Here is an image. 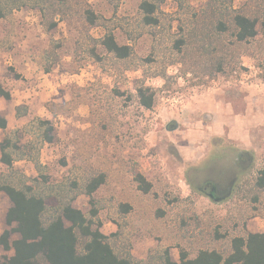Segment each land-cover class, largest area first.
<instances>
[{
	"label": "rangeland",
	"instance_id": "rangeland-1",
	"mask_svg": "<svg viewBox=\"0 0 264 264\" xmlns=\"http://www.w3.org/2000/svg\"><path fill=\"white\" fill-rule=\"evenodd\" d=\"M114 31L120 46L130 45L133 54L116 62L98 54L88 55L89 43L66 22L48 32L33 9L34 0H18L0 21V86L11 99L0 98V116L7 121L5 135L32 141L40 165L18 161L14 169L25 177L36 194H52L57 187L81 184L101 172L106 183L93 195L102 222L100 231L113 249L128 252L138 261L159 264L163 252L172 261L179 253L190 259L201 250L230 251V240L246 233H264V191L252 202V181L264 170V34L249 44L232 48L231 63L214 79L187 73V65L172 43L178 27L193 23L192 16L208 0H180L162 6L165 16L155 30L139 25L138 1L123 0L113 9L101 0H85ZM247 0H232L243 8ZM101 28L89 31L94 39ZM165 74L166 79L161 76ZM154 93L150 110L140 107L138 87ZM26 115L16 117L15 108ZM23 112V110H21ZM54 128L52 144L40 145L36 120ZM225 152L229 161L243 155L251 162L231 198L213 201L201 195L200 182L185 172L213 149ZM7 171L0 164V176ZM140 175L151 185L142 194L134 181ZM188 179V185L187 181ZM218 199V198H216ZM73 207L89 215V199L76 197ZM124 206L130 210L125 213ZM11 203L0 192V234ZM69 226V224H65ZM116 234L114 237L111 235ZM18 235L13 233L11 240ZM11 252L0 248V264Z\"/></svg>",
	"mask_w": 264,
	"mask_h": 264
},
{
	"label": "trees",
	"instance_id": "trees-1",
	"mask_svg": "<svg viewBox=\"0 0 264 264\" xmlns=\"http://www.w3.org/2000/svg\"><path fill=\"white\" fill-rule=\"evenodd\" d=\"M18 0H0V21L14 10L27 7L25 3L15 6ZM113 9L116 15L123 0H101ZM140 27L155 30L166 17L162 6L167 2L179 4L180 0H137ZM33 9L40 14L43 28L50 32L58 22H66L79 30L80 40L89 43L88 55L96 62H102L98 49L116 62H124L133 54L130 45L117 44L110 20L98 15L85 0H34ZM193 23L178 27L180 33L172 43V50L180 56L178 63L187 65V73H201L214 79L225 73L231 63L232 48L241 47L254 41L257 26L264 34V0H247L243 8L236 9L232 0H208L203 9L192 16ZM101 28L104 34L94 39L89 36L92 29ZM264 71V66H263ZM165 78V74L161 76ZM154 93L148 87H138L136 98L140 107L150 110L154 103ZM0 98L9 101L11 96L0 86ZM23 110V112H21ZM25 106L15 108L16 117L26 115ZM41 135L40 145L52 144L54 128L49 121L36 120ZM7 121L0 116V130L5 132ZM30 161L39 172L37 150L32 141L22 144L20 139L5 135L0 142V164L7 175L0 176V192L11 207L5 217L7 227L0 234V248L11 252L4 264H149L138 261L128 252L117 253L109 243V237L100 231L97 202L93 195L106 183L105 173L90 174L79 184L74 181L68 189L57 187L52 194H36L25 177L14 169L18 161ZM138 190L148 194L151 185L144 177L134 178ZM252 202L264 191V170L257 172L252 181ZM89 199L90 211L85 216L72 205L77 196ZM128 213L130 208L123 207ZM69 224L66 226L65 224ZM18 235L11 240V235ZM116 234L111 235L114 237ZM159 264H264V233H246L230 240V251L221 254L215 250H201L190 259L185 252L179 253V261L171 260L167 250Z\"/></svg>",
	"mask_w": 264,
	"mask_h": 264
},
{
	"label": "flooded vegetation",
	"instance_id": "flooded-vegetation-1",
	"mask_svg": "<svg viewBox=\"0 0 264 264\" xmlns=\"http://www.w3.org/2000/svg\"><path fill=\"white\" fill-rule=\"evenodd\" d=\"M222 149L224 150L219 148V152L215 151V153L213 149L209 150L205 158L185 172L187 178L189 174H193L195 179L198 178L195 182L201 180L199 190L201 195L218 202L234 195L245 173L252 167V162L246 166L248 160L240 154L229 161L226 153L221 152Z\"/></svg>",
	"mask_w": 264,
	"mask_h": 264
}]
</instances>
